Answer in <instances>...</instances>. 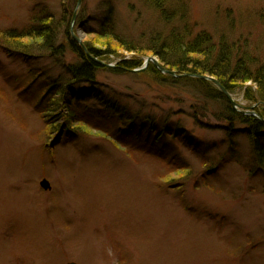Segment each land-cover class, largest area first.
Wrapping results in <instances>:
<instances>
[{
	"label": "rangeland",
	"instance_id": "374dc122",
	"mask_svg": "<svg viewBox=\"0 0 264 264\" xmlns=\"http://www.w3.org/2000/svg\"><path fill=\"white\" fill-rule=\"evenodd\" d=\"M130 1L0 0V264H264V132L254 144L242 130L228 142L226 102L206 96L196 81L213 84L215 75L180 72L164 66L156 55L150 64L168 69L160 72L159 81L143 72L147 64L143 70L115 72L121 58L134 56L123 44L144 51L152 41L170 39L177 31L175 24L169 29L174 16L167 7L163 18L153 0L147 5L137 0L134 7ZM181 2L190 26L183 28V45L191 36L209 34L212 55L226 52L230 71L242 81L233 84L231 96L242 106L250 105L241 92L257 96L258 83L252 79L264 74V0ZM107 6L111 20L103 28L110 22L114 39L93 33L107 16ZM36 9L43 10L41 19L49 18L45 22L53 20V38L61 39L68 28L62 13L68 21L76 11L81 18L76 14L71 24L70 17L69 29L81 42L99 49L108 43L116 51L108 56L113 62L98 60L103 69L96 82L104 94L128 106L126 115H167L194 135L198 153L160 139L183 154V169L150 156L137 131L125 134L138 140L139 149L118 147L114 136L121 122L90 97L71 106L86 128L75 119L67 127L72 132L56 138L64 117L55 115L49 84L63 70L48 56L22 59L20 47L15 51L12 44L23 28L38 27ZM5 41L10 42L7 53ZM189 55L202 64L207 61L198 52ZM167 56L174 64L176 59ZM62 59L76 61L70 50ZM86 90L77 87L75 94ZM95 121L106 135L95 132ZM201 156L221 158L220 167L210 169ZM42 178L50 182V190L42 188Z\"/></svg>",
	"mask_w": 264,
	"mask_h": 264
},
{
	"label": "trees",
	"instance_id": "16d2710c",
	"mask_svg": "<svg viewBox=\"0 0 264 264\" xmlns=\"http://www.w3.org/2000/svg\"><path fill=\"white\" fill-rule=\"evenodd\" d=\"M153 1L154 3H158V1H161V0H153ZM164 1L165 0H162V2ZM164 5L166 4L164 3ZM164 8L165 7H163V9ZM183 10H181L182 11L181 13H183V15L181 16V13L179 12L178 8L177 9H175V7L170 8V9L167 8L168 13L174 16L173 17L174 19L177 18L179 22L186 23L187 25V22L184 19L185 14ZM106 11H107L106 13L107 16H105L106 20L103 21L99 30H95L93 33L96 34V36H99L101 38L108 37V38L114 39L116 32H114L113 26L111 27V23L109 22L108 24L109 28L107 29L103 28V26L106 27V23L109 20H111L110 15L112 13L110 14L111 9L109 8V6L106 7ZM166 12L162 11V14L164 15L166 14ZM65 14H66L65 12L62 13L61 22H64V21L68 22L67 16ZM63 17H65L66 20H64ZM68 17H69L68 18L69 20L70 16ZM78 19L80 20V17H78ZM47 20L41 19V16H40L36 20L38 27H35V28L31 27L33 25L32 24L30 27L23 28V30H21L22 33H19L18 35H16L17 37H14V39L12 37L13 35H10L7 38L12 37L13 39L12 44L14 46L13 49H15V51L18 50L17 48L20 47L19 56L21 58L29 60V59H36V58L48 56L51 59H53L54 63L57 66H60L62 68L63 70L62 76H58L54 80L52 79L49 84L50 90L55 94V98L52 99V104H54L58 108L55 115H62L64 117L65 124L64 123L60 124L59 129H61L63 126L68 127L69 125H73L72 121L73 120L75 121V119L80 122V125H79L80 128H83V129L86 128L85 120L81 118L77 113H73L71 106L74 100L80 102L84 100L85 98L90 97L92 99L97 100L98 104L102 106L103 109L105 107L111 108L114 114L108 113V116H111L112 119L114 115H117L116 121L118 120V122H121V124L119 125L120 129L118 130L119 135H117L116 137L119 140L115 141V143L120 145L122 148H127V147L131 149L139 148L138 140L131 139L125 134V132L131 133L126 130L125 122L134 123L136 121H139L141 127L145 130V132L152 136V140H159L161 138L162 139L169 138V140L170 139L173 141L176 140L182 144L192 146V148H195L197 146L195 143L196 142L195 137L191 133H188L185 130L184 126L182 127V130L185 131L186 134L176 133L179 129H181V127L177 128V125L181 123L177 121L170 123V120H169L170 117L167 115L163 116L167 118V125L164 127L160 126L162 129L155 125V123L152 121L150 116L146 115L144 117V115L140 113L126 115V113L123 111L122 108L125 109L126 107H128L127 105H125L126 107L122 106V104L120 103V100L117 99V97L115 96H111L109 93H105V94L111 97L105 96L104 92L106 91L103 90V88H100V84H98L97 83L98 81L96 80L97 73L100 69H102V67L98 64V62L90 60L87 55V52H88L89 54H92L93 56H95L96 58L100 60L101 59L108 60L109 54H117L116 51H112L108 43L105 44L104 49H99V48L92 46L91 43L88 41L82 42L83 46H85L83 48L74 38L70 36L69 28H67V26H66V29H64L67 39H64L65 43L62 42L64 44L62 47L56 48L54 47L53 41H52L54 35L52 32L53 28L51 27V23H50V22L52 23L54 22L52 19H50L49 22H45ZM82 24L84 23L82 22ZM173 27L174 26L171 23L170 29H172ZM85 30L88 34H91L90 30H88L87 28H85ZM176 30L177 31H175L171 35L170 39H162V41L160 42L152 41L151 44L148 47H146V49H144V51H142V49L139 50L138 48L125 45L123 44L122 41H119L118 39L115 38L117 42H121L123 44L122 46L124 50L133 52L134 56L130 58H122L121 61L118 62V65H116V68L113 70H115V72L121 71V70L123 71L129 70V69L131 70L132 68L137 67L139 64L141 65V61L144 57L148 55L149 56L156 55L160 58V61L162 62L164 66L166 65L173 66L172 68H176V70L180 72L184 71V72H192V73H196L200 75H208V74L215 75L216 76L215 78H217V80H219L228 89V91L232 90V88L234 87L233 84H240V83H237L238 81L242 82L240 81V79L235 77L236 72L234 73L230 71L229 56L227 55L226 52H222V54L218 53V55L217 53L215 55H212L214 54L213 53L214 51L211 49L209 45L211 43V41L208 40V38H211L209 34H207L206 32H203V33L201 32L202 34L200 33L196 34V36L194 37L190 35L192 38L187 39L189 44L185 43L186 44L185 46V44L183 45V42H184L183 39H185L184 37L187 36L186 35L187 32L183 31V29L180 32H178V29ZM22 38H25V39L27 38L26 39L27 41L23 40ZM18 39H21L22 42H20ZM5 43L6 44L3 45V48H4V51H7L8 49H7V46L5 45H9L10 42L5 41ZM66 43H68V45ZM69 44L72 45V47L76 48L74 50L75 52H72L73 55H75L76 57L75 62H71V61L65 62V60L62 59V56L64 54L62 50L64 47H69ZM173 45H176V46H173ZM46 51H50L54 55L50 56L47 54ZM192 52H198L199 54H203V56L206 58L208 62L204 60L205 63L202 64L203 61L202 62L198 61L197 58H193L189 55ZM179 53L180 55H178ZM167 55H172L171 57H174V58H171V59H176L174 61V64L166 61V57L168 58ZM215 56H217V60L214 62L211 61V58ZM147 73L152 74V76L154 77L156 81H159L161 79V74L159 73V71L155 68V66H153L150 63L147 66ZM60 77H63V79H61ZM246 77L250 78L251 76L246 74ZM59 79L63 81L61 80L59 81ZM196 81L206 85V90L203 91L206 96H209L210 98H217L220 100L223 99L226 102L225 98L219 95L216 92V90L213 88V84H210L209 82L201 80V79L200 80L196 79ZM252 81H255L258 83L257 86L259 87V89L256 92L257 96L253 94V92L251 93L249 90L247 91V93L252 95L250 96L251 98L259 97L258 99H260L264 103V92L262 89H260V87L264 88V74L262 73L259 79L254 78L252 79ZM81 86L86 87L87 90L85 92H80L79 94H75V89ZM225 107L227 110L226 120L227 119L229 121L237 120L239 121L238 125L241 127L243 126V128L240 127V129H237L233 126L230 127V124L232 125V122H229L230 124L227 125L225 128L226 137L228 138V142H230V140L232 141V136L236 133L235 129L237 132L238 131L240 132L241 130L244 131V133L248 137L250 136L252 138L251 141L253 142V144H254L255 138L263 139V137H261L263 136L262 132H264V124L262 121L252 118L251 116L243 115L242 113L234 111V109H231V106H229L227 102L225 104ZM61 108L62 110L65 109V115L63 113L61 114L60 112ZM261 109H263L264 111L263 104H262ZM263 111L260 112L261 117H264ZM82 125H85V126H82ZM231 134L233 135L231 136ZM144 146L145 147L142 146V149L144 151H148V145L146 144ZM254 146L256 148L257 155H262L263 151L261 147L258 146L257 144H255ZM229 148L231 149L232 147L230 146ZM154 156H158L164 159L165 161H168V158L171 157L172 155H166L162 152H155ZM173 159H175L174 163L175 161H177V163L181 164L179 160H176V158L171 157V160Z\"/></svg>",
	"mask_w": 264,
	"mask_h": 264
},
{
	"label": "bare ground",
	"instance_id": "6f19581e",
	"mask_svg": "<svg viewBox=\"0 0 264 264\" xmlns=\"http://www.w3.org/2000/svg\"><path fill=\"white\" fill-rule=\"evenodd\" d=\"M78 2V3H82V1L84 2L85 0H75V2ZM136 1L137 0H134V2H129V5L130 6H132V7H134L135 6V3H136ZM74 2V5H73V8L75 7V3ZM138 4H141V3H147V2H149V0H138ZM164 3L167 5V6H165L164 5ZM181 4H182V2H181V0H165L164 2H162V0L161 1H158V3H155L154 4V9L156 10V12H159V11H163L164 9H163V7H167V8H174L175 7V9H177L178 8V10H179V12L181 13L182 11L181 10H183L182 9V7H181ZM147 5V4H146ZM160 6V7H159ZM162 6V7H161ZM75 8H77V7H75ZM167 8L165 9V10H167ZM184 10H186V9H184ZM48 11V10H47ZM34 12H36L37 13V15H39V16H42L43 15V10L41 11V10H39V9H36V10H34ZM33 12V13H34ZM107 12V11H106ZM71 13H73V11L71 12ZM75 13V14H74ZM73 14L74 15H72V16H70V17H74L76 14H78L79 15V17L81 18V13H79V12H74ZM183 15V13H181V16ZM165 17V16H164ZM163 17V18H164ZM178 17V16H177ZM61 18V20H62V17H60ZM64 18V20H66V18L65 17H63ZM166 18V17H165ZM171 19V23L172 24H175V25H177V27H175V28H177L178 29V32H180L183 28H186V23H181V22H179V21H176V20H174V18H172V17H170ZM101 19H103V21H105L106 19H105V17L104 18H101ZM187 22H188V19L187 18H184ZM163 21V20H162ZM65 22V21H64ZM70 22H71V24H72V21L70 20ZM70 24V25H71ZM31 25H29V26H27V27H30ZM174 26V25H173ZM26 27V28H27ZM31 27H33V26H31ZM190 28V26L189 25H187V28ZM35 28V27H34ZM68 28H69V20H68ZM170 29V28H169ZM69 32H70V30H69ZM75 32V31H74ZM74 32H70V36L72 37V38H74V39H81V36H77L76 34H74ZM62 38L61 39H59V38H53L52 39V41H53V45H54V47H56V48H60V47H62L64 44L62 43V42H64L65 43V41H63L64 39H67L66 38V34H65V31L63 32V35L61 36ZM81 40H83V38L81 39ZM119 41H121V40H119ZM149 41H151V40H149ZM83 48H84V46H83V44H82V42H78ZM67 45H68V43H66ZM76 48H74V47H72V45H70L69 44V47H64L63 48V53H65L66 52V50H70V51H72V52H75L74 50H75ZM4 50V49H3ZM8 51V50H7ZM7 51H5L6 53H7ZM47 52V54L48 55H50V56H52V55H54V54H52L50 51H46ZM87 55H88V58L90 59V60H93V61H95V60H100V59H98V58H96L95 56H93L92 54H89L88 52H87ZM153 57V56H152ZM122 59V58H121ZM101 61H103L102 59H101ZM105 61V60H104ZM108 61V60H107ZM148 62L150 61V60H147ZM108 62H113V60H109ZM140 65V64H139ZM137 66V67H134V68H132V69H135L136 71H139L140 70V68H141V66L143 65V62L141 61V65L140 66ZM157 68V70L159 71V73L160 72H164V71H166V70H168L167 68H164V67H156ZM103 69V68H102ZM149 71V70H148ZM143 72H146L147 73V69L146 70H143ZM190 73H192V72H190ZM142 74H144V73H142ZM161 74V73H160ZM181 74H185L184 72L183 73H181ZM163 75L161 74V77H162ZM176 76H181V75H176ZM189 77H191V76H189ZM216 80L215 81H213V88L216 90V92L219 94V95H221V96H223L224 98H225V100H226V102L229 104V106H231V109H233L232 107L233 106H235L233 103H231V100L234 102L235 100H234V98L231 96V95H233V94H231V91H228V89L219 81V80H217V78H215ZM32 83H35V82H32ZM241 83V82H240ZM203 87H201V89L204 91V90H206V85L205 84H202V83H200ZM242 85H243V83H242ZM242 93V97H243V99L246 101V103H250V105H248V106H243L244 108H248V110L249 111H251L252 112V114L250 115L252 118H255V119H257V120H262V117L260 118L259 116H261L260 115V109L262 108V104L264 105V103L260 100V99H256V97H250V96H252V95H250V94H248L247 93V91H244V93L243 92H241ZM259 98V97H258ZM218 100H220V99H218ZM251 100H252V102H251ZM236 105H240L238 102H236ZM240 106H242V105H240ZM123 109V111L125 112V109L124 108H122ZM62 110V109H61ZM64 111H65V109H64ZM104 112H106V113H111V114H114L113 113V110L111 109V108H108V107H105L104 108ZM136 114H138V113H136ZM65 115V114H64ZM150 116L151 117V119H152V121L155 123V125L156 126H158V127H160V126H166L167 125V118H165V117H163V116H155V115H150L149 113H147V114H145L144 115V117L145 116ZM104 118V117H103ZM264 118V117H263ZM105 120H106V118H104ZM170 120V123L172 122H174V120H171V119H169ZM178 122V121H177ZM229 122H232V125L230 124V127H235V128H237V129H240V127L239 126H237L238 124H239V121H237V120H230ZM95 123V125L97 126V128L96 129H98V130H100L101 129V124H99L98 122H94ZM180 123V122H179ZM263 124H264V121H263ZM184 125L181 123V124H179V125H177V128H180L181 127V129H179L176 133L178 134V133H182V134H186V132L185 131H183L182 130V127H183ZM125 128H126V130L127 131H129V132H132V131H137L138 133H140V134H142V139H141V145L143 146V147H145L144 145H148V151H146L150 156H154V153L155 152H162V153H164V154H166V155H172L171 157H176V160H183V158H184V156H183V154H181V153H179L178 151H174V150H172V147H168V145L166 144V143H163V142H160V139L159 140H152V136L150 135V134H147L146 132H145V130L141 127V125H140V122L139 121H136V122H134V123H129V122H125ZM161 128V127H160ZM185 128V127H184ZM242 128V127H241ZM162 129V128H161ZM185 130L188 132V133H190L189 132V130H187L186 128H185ZM58 132H60V133H64L65 134V132H72V131H70L67 127H65V126H63L61 129H58ZM235 132H237L236 131V129H235ZM238 133H239V131H238ZM193 135V134H192ZM74 136H77L76 134H73L72 136H70V137H74ZM194 136V135H193ZM248 137V136H247ZM249 138V140H252V138L249 136L248 137ZM151 141H152V143H151ZM182 145H184V146H186V147H189V148H191V149H188L187 151L188 152H197L196 150H194V149H196V147L195 148H192V146H188V145H185V144H182ZM262 146V145H261ZM232 147V146H231ZM145 150H146V148H145ZM232 152H233V150H232V148L230 149ZM167 151H174V152H171V153H168ZM198 153V152H197ZM174 154V155H173ZM198 157H200V156H198ZM202 158V161H204L205 163H207L208 164V166H210V167H212L211 169H218L219 167H220V165H221V158H219V157H217V156H214L213 158H210V157H207V156H201ZM211 160H210V159ZM215 159V160H214ZM213 161V162H212ZM175 163L177 164V161H175ZM172 165H174L173 163H172ZM178 165V164H177ZM177 170H179V169H177ZM171 187H173V185H170ZM180 186V185H179ZM179 186H175L174 185V187H179ZM177 189V188H176ZM67 264H69L68 262H66Z\"/></svg>",
	"mask_w": 264,
	"mask_h": 264
},
{
	"label": "water",
	"instance_id": "95a60500",
	"mask_svg": "<svg viewBox=\"0 0 264 264\" xmlns=\"http://www.w3.org/2000/svg\"><path fill=\"white\" fill-rule=\"evenodd\" d=\"M78 41H79V39H77ZM148 60H150V61H153V58H148ZM201 77V76H200ZM231 103H233L234 105H235V103L231 100ZM41 185L44 187V188H47L48 187V182L47 181H45V180H43V181H41Z\"/></svg>",
	"mask_w": 264,
	"mask_h": 264
}]
</instances>
